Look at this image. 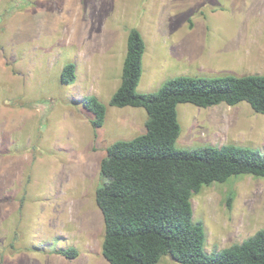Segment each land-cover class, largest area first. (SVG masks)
<instances>
[{
    "label": "rangeland",
    "instance_id": "374dc122",
    "mask_svg": "<svg viewBox=\"0 0 264 264\" xmlns=\"http://www.w3.org/2000/svg\"><path fill=\"white\" fill-rule=\"evenodd\" d=\"M134 27L147 45L141 93L180 75L264 74V0H0V57L9 68H0V106L38 104L40 112L33 125L20 113L3 124L10 145L0 144V178L10 163L2 150L33 154L16 167L18 191L0 192V264H111L102 251L105 221L96 201L101 162L114 142L144 133L148 119L143 107L110 104ZM69 62L78 64L79 77L63 83ZM88 94L108 107L98 129L82 102ZM178 112L179 148L235 143L264 152V113L248 102L181 103ZM10 168L15 171L14 162ZM21 201L29 208L15 218ZM192 201L208 252L264 228V176L213 183ZM72 247L75 258L60 252ZM158 264L181 263L165 255Z\"/></svg>",
    "mask_w": 264,
    "mask_h": 264
},
{
    "label": "trees",
    "instance_id": "16d2710c",
    "mask_svg": "<svg viewBox=\"0 0 264 264\" xmlns=\"http://www.w3.org/2000/svg\"><path fill=\"white\" fill-rule=\"evenodd\" d=\"M145 51L141 31L132 28L121 83L110 104L143 107L148 119L144 133L114 142L101 162L104 182L96 201L105 221V258L111 264H158L165 255L181 264H264V228L241 243L208 252L206 229L195 220L192 201L213 183L241 174L264 176V152L235 143L176 146L182 131L179 104L210 107L245 101L264 113V74L180 75L141 93ZM76 70L75 63L65 64L62 82H74ZM82 102L94 114V128L103 126L107 105L94 94ZM60 252L68 258L79 254L73 247Z\"/></svg>",
    "mask_w": 264,
    "mask_h": 264
},
{
    "label": "crops",
    "instance_id": "0c3cea01",
    "mask_svg": "<svg viewBox=\"0 0 264 264\" xmlns=\"http://www.w3.org/2000/svg\"><path fill=\"white\" fill-rule=\"evenodd\" d=\"M145 42H146V40H145ZM146 48H147V45H146ZM76 67L78 68V64L77 63H76ZM0 68H2L3 70H6V71H8V69H9L8 68V64L6 62V59L3 58V57H0ZM122 73H123V71H122ZM17 76L19 78H21L22 77V73L17 74ZM78 77H79V68H78V76H77L76 79H78ZM121 78H122V76H121ZM9 79L11 81H16L17 77L14 74H11V75H9ZM88 95H91V94H88ZM21 106H11L9 104L0 106V144L1 145H4V144L10 145V140H5V138L3 136V133H2V130L4 129L3 124H4L5 121L9 122L18 113L21 114V117H22V115H24L23 117H25V121H27L29 123H32V125L35 124L39 120L40 112H39L38 104H36L35 106H32V105H28V104H23L22 103ZM107 110H108V107H107ZM106 117H107V115H106ZM8 125H10V124H8ZM29 135H33V133L29 132ZM34 138H36V136ZM30 144H33V140L31 141ZM5 151H6V154L4 156H2L1 159L5 160L6 162H10L11 164H12V162H14L15 171L10 168V163L9 164H5V166L3 165V167H5V171L6 172H5V175L0 178V179H2V181H0V192H4V193L17 192L18 191L17 187H19L17 185L20 184V182L17 181V177H19V175L17 176V174H19V172L16 173V167L17 166L21 167L22 166L21 162H22L23 158L26 157V156H31L33 154V152L26 150L25 153L17 154V155L15 154L14 155V154H11L10 147L7 148V150H2V152H5ZM36 156H38V155H36ZM22 198H24V196H21L20 199H22ZM31 207H32V205H31ZM15 208H17V209H16V212H15L13 217L17 218V217H19L18 215H19L20 209L23 210L25 208H29V206L25 202L21 201L20 203L17 202L15 204Z\"/></svg>",
    "mask_w": 264,
    "mask_h": 264
}]
</instances>
